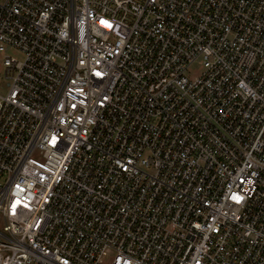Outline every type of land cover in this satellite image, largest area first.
<instances>
[{
	"label": "built area",
	"instance_id": "1",
	"mask_svg": "<svg viewBox=\"0 0 264 264\" xmlns=\"http://www.w3.org/2000/svg\"><path fill=\"white\" fill-rule=\"evenodd\" d=\"M0 66V264H264V0H0Z\"/></svg>",
	"mask_w": 264,
	"mask_h": 264
},
{
	"label": "rangeland",
	"instance_id": "2",
	"mask_svg": "<svg viewBox=\"0 0 264 264\" xmlns=\"http://www.w3.org/2000/svg\"><path fill=\"white\" fill-rule=\"evenodd\" d=\"M4 54L7 55L8 57L16 59L17 61H22L23 60V56L18 51H16L13 48H10V47H6ZM200 73H201V67L197 66V65H193L186 72V77L189 80H192V79L198 77V75ZM4 80H5V72H4L3 68L0 66V84H4ZM0 94L1 95L5 94V89L4 88L0 89Z\"/></svg>",
	"mask_w": 264,
	"mask_h": 264
}]
</instances>
